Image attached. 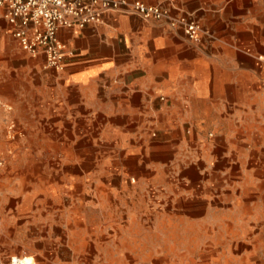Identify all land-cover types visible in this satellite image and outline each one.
Instances as JSON below:
<instances>
[{"label":"crops","instance_id":"crops-1","mask_svg":"<svg viewBox=\"0 0 264 264\" xmlns=\"http://www.w3.org/2000/svg\"><path fill=\"white\" fill-rule=\"evenodd\" d=\"M172 11L200 21V44L166 22L111 12L100 24L59 31L74 53L65 72L35 65L43 57L26 58L36 79L25 96L16 89L11 105H1L25 101L28 135L58 141L64 156H111L110 165L122 172L153 175L155 163L174 164L178 149L202 141L217 147L224 170L237 167L232 158L264 140V0H175ZM18 47L0 8V59L21 57ZM188 126L193 134H186ZM162 131L166 137L153 138Z\"/></svg>","mask_w":264,"mask_h":264},{"label":"rangeland","instance_id":"rangeland-1","mask_svg":"<svg viewBox=\"0 0 264 264\" xmlns=\"http://www.w3.org/2000/svg\"><path fill=\"white\" fill-rule=\"evenodd\" d=\"M18 48L0 59V264H264V140L225 170L211 141L181 147L153 175L119 171L111 156H64L25 132V101L5 107L36 79ZM259 112L264 121V98Z\"/></svg>","mask_w":264,"mask_h":264},{"label":"built area","instance_id":"built-area-1","mask_svg":"<svg viewBox=\"0 0 264 264\" xmlns=\"http://www.w3.org/2000/svg\"><path fill=\"white\" fill-rule=\"evenodd\" d=\"M174 4L175 0H168L167 5L130 0H0L21 50L31 58L43 57V68L56 73L65 72L66 58L74 55L59 38V31L100 24L111 12L166 22L181 29L189 42L200 44L205 33L202 24L192 14L173 15Z\"/></svg>","mask_w":264,"mask_h":264},{"label":"bare ground","instance_id":"bare-ground-1","mask_svg":"<svg viewBox=\"0 0 264 264\" xmlns=\"http://www.w3.org/2000/svg\"><path fill=\"white\" fill-rule=\"evenodd\" d=\"M33 258H29V257H26V258H15L14 261L17 263V264H33Z\"/></svg>","mask_w":264,"mask_h":264}]
</instances>
